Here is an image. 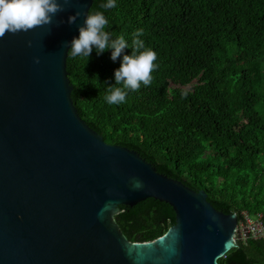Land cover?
<instances>
[{"label": "trees", "instance_id": "1", "mask_svg": "<svg viewBox=\"0 0 264 264\" xmlns=\"http://www.w3.org/2000/svg\"><path fill=\"white\" fill-rule=\"evenodd\" d=\"M101 11L106 30L140 37L157 55L148 86L122 104L103 96L119 58L110 50L67 58L71 98L81 119L110 145L137 152L159 173L205 190L225 214L264 217V0H116ZM125 53L130 49H125ZM117 224L131 241H149L176 224L169 204L147 199L121 207ZM220 264H264V239L239 240Z\"/></svg>", "mask_w": 264, "mask_h": 264}, {"label": "water", "instance_id": "2", "mask_svg": "<svg viewBox=\"0 0 264 264\" xmlns=\"http://www.w3.org/2000/svg\"><path fill=\"white\" fill-rule=\"evenodd\" d=\"M93 1L59 0L51 23L0 37V264H220L238 214L107 144L73 103L66 42ZM147 199L173 207L176 224L131 241L115 216Z\"/></svg>", "mask_w": 264, "mask_h": 264}, {"label": "clouds", "instance_id": "3", "mask_svg": "<svg viewBox=\"0 0 264 264\" xmlns=\"http://www.w3.org/2000/svg\"><path fill=\"white\" fill-rule=\"evenodd\" d=\"M116 6V0H103V9ZM63 10L59 0H0V37L6 31L16 33L28 31L35 26H42L52 22L53 17ZM81 13L79 11L68 15L67 23L72 24ZM62 22V21H61ZM107 19L99 11L87 12L83 23L78 25V35L66 42L67 57L89 58L95 50L100 55L110 50L109 59L113 62L119 58V67L113 70V84H107L104 101L109 104H122L129 91H135L148 86L152 80V71L156 68V52L147 47L140 37L143 29H136L131 33L130 41L123 36H112L106 30ZM31 45V41L28 42ZM125 49L131 51L125 53ZM39 63V58H34Z\"/></svg>", "mask_w": 264, "mask_h": 264}, {"label": "built area", "instance_id": "4", "mask_svg": "<svg viewBox=\"0 0 264 264\" xmlns=\"http://www.w3.org/2000/svg\"><path fill=\"white\" fill-rule=\"evenodd\" d=\"M239 240H247L250 238L264 239V217L262 214L251 215L244 212L242 219L236 229Z\"/></svg>", "mask_w": 264, "mask_h": 264}]
</instances>
